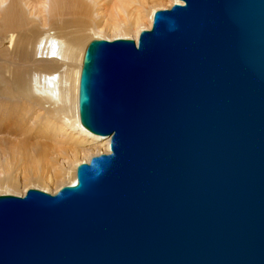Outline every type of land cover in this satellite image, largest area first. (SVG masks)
Here are the masks:
<instances>
[{"label": "water", "instance_id": "1", "mask_svg": "<svg viewBox=\"0 0 264 264\" xmlns=\"http://www.w3.org/2000/svg\"><path fill=\"white\" fill-rule=\"evenodd\" d=\"M92 39L80 125L108 153L0 195V264H264V0H178Z\"/></svg>", "mask_w": 264, "mask_h": 264}, {"label": "bare ground", "instance_id": "2", "mask_svg": "<svg viewBox=\"0 0 264 264\" xmlns=\"http://www.w3.org/2000/svg\"><path fill=\"white\" fill-rule=\"evenodd\" d=\"M36 1L39 2L37 13L42 16L33 26L32 19L27 18L32 14L30 0H0V133L12 138L0 139V144L6 145L12 154H18L21 163L37 174L56 155L76 154L79 147L101 139L108 153L109 138L90 133L78 120L77 90L85 49V37L81 34L84 24L79 26L80 19L57 20L59 12L66 11L68 4L69 12L79 13L87 20L92 19L93 8L83 0ZM170 1L171 6L181 3ZM154 11L148 13L149 27ZM69 24L75 26L69 29ZM95 25L90 22L86 31L110 41L95 30ZM139 31H135L133 38L128 34L117 38L135 41ZM76 60L80 65L74 69ZM74 182L75 175L67 184ZM39 189L48 193L45 188Z\"/></svg>", "mask_w": 264, "mask_h": 264}, {"label": "rangeland", "instance_id": "3", "mask_svg": "<svg viewBox=\"0 0 264 264\" xmlns=\"http://www.w3.org/2000/svg\"><path fill=\"white\" fill-rule=\"evenodd\" d=\"M83 1L86 2V4L88 3V5L90 4L91 9L93 8L91 13L92 19L87 20L88 18H84V16L79 13L69 12L70 4H68L67 10L65 8L66 11L63 9V11L61 10L59 12L60 15L57 17V20L62 22L65 20L71 21L72 18L76 20L80 19V21L82 20L79 26L84 24L81 27L83 30L81 34L85 37V41L83 42L85 46L90 40L98 39L92 32L86 31V27L90 22H94V24H96L94 26L96 27L95 30H99L102 36H106L110 40L117 38L119 35L122 36V34H128L133 38L136 30L144 29V27L146 29L149 28L148 13L150 11L171 7L170 0H123L124 3H121L119 0ZM30 2L32 14L30 16V14L27 13V15L29 14L27 18L32 19V25L34 26L36 22H39L42 15L37 13L39 2L36 0H30ZM43 10L45 15H47V9L44 8ZM55 20L56 19H54V21ZM73 26L75 25L69 24V29ZM39 29L41 31V27H39ZM17 38L18 41L21 40L19 37ZM21 46L22 44L18 45L17 49H21ZM28 50L30 51L29 48ZM32 59L33 58L30 57V61ZM25 65H30V63H26ZM73 65L74 69H77L80 64L76 60ZM74 134H79V132H75ZM3 138L12 140L11 137L0 133V139ZM103 142L104 140L101 139L94 143L79 147V151L76 154L70 153L68 156L56 155L54 157L55 159L50 160L51 162H45L44 166H42L37 174L33 172L31 170L32 168L28 165L21 163V160L18 159V154H12L11 150L7 148L6 145L3 146L0 144V195L9 193L22 196L26 189L36 187L37 189L39 187L45 188L47 192L51 194L55 193L59 187L70 181L71 176L75 175L76 164L83 161L88 162L91 157L106 152L105 146L102 145ZM17 159L19 161H17Z\"/></svg>", "mask_w": 264, "mask_h": 264}]
</instances>
